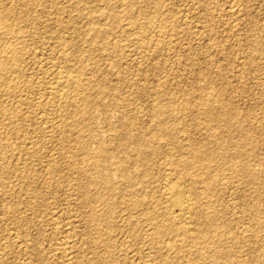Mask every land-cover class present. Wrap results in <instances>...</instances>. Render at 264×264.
Here are the masks:
<instances>
[{"label":"rangeland","instance_id":"1","mask_svg":"<svg viewBox=\"0 0 264 264\" xmlns=\"http://www.w3.org/2000/svg\"><path fill=\"white\" fill-rule=\"evenodd\" d=\"M105 2L0 0V13L6 12V22L24 41L20 65L12 79L20 91L9 94L2 90L4 83H0V264H261L264 0H112V8L116 12L120 9L122 16L118 22L102 14ZM126 3L135 15L141 14L138 8L142 5V13L153 15L161 10L163 25L156 30L160 36L154 32L144 40L136 35V24L125 12ZM93 26H103L105 32L94 33ZM121 32L130 34L123 37ZM59 33L68 40L67 53L62 50ZM6 42L0 27V53H5ZM54 61L74 65L79 78L87 80V93L79 91L71 96L80 103L88 94L93 101L88 111L77 105L65 109L58 99L46 93ZM39 92L42 99L36 96ZM18 94L22 101H18ZM38 98L45 103L46 111L26 101L38 102ZM158 103L164 106L162 113L154 109ZM158 130L165 134L157 133ZM129 132L151 137V143L143 150L159 144L162 151L141 154L133 148ZM96 138H102L112 149L109 169L104 171L114 172L113 181L120 190H107L102 182L91 179V157L82 143L87 141L94 153L98 146ZM168 164L173 167L169 174L164 169ZM123 167H130V181L122 176ZM167 176L182 182L185 193L198 195L200 202L197 199L199 203L188 222L195 229L191 234H207H203V239L207 237L203 243L207 249L222 241L227 246L221 244L234 249L231 250L235 259L219 256L214 261L211 254L204 259L189 249L187 243H193L192 236L186 245L179 246L187 238L181 232L155 235L152 219L147 217L144 207L148 204L151 208L159 202L166 206L163 190ZM212 177L216 184L211 193L205 192L206 182ZM135 196L145 197L148 203H135ZM207 209H212L216 217L210 230ZM92 212L97 214L96 219L91 218ZM159 253L168 254H160L161 257Z\"/></svg>","mask_w":264,"mask_h":264},{"label":"bare ground","instance_id":"2","mask_svg":"<svg viewBox=\"0 0 264 264\" xmlns=\"http://www.w3.org/2000/svg\"><path fill=\"white\" fill-rule=\"evenodd\" d=\"M106 2V4H105V9L103 10V13L102 14H104V17L105 16H111L112 18H113V21L112 22H114V21H117L118 22V19H119V13L118 12H120L119 10V8L118 7H116V8H118L119 10H118V12H116L113 8H112V6L114 5V3L112 2V0H105ZM129 1V0H128ZM143 1V0H142ZM20 2V1H19ZM35 2V1H34ZM40 2V1H39ZM117 2V1H116ZM118 2H119V0H118ZM131 2V1H130ZM45 3V2H44ZM36 4V3H35ZM78 4V3H77ZM131 4V3H130ZM116 6L117 5H119V4H115ZM132 5V4H131ZM26 6V5H25ZM46 6V5H45ZM55 6V5H54ZM57 6V5H56ZM58 7V6H57ZM73 7V6H72ZM122 7V6H121ZM141 7V6H140ZM142 7H143V5H142ZM141 7V8H142ZM154 7V6H153ZM56 8V7H55ZM103 8V7H102ZM115 8V7H114ZM141 8H138L139 10V12L141 13V14H139V15H135L134 13H133V11L131 10V8L129 7V4L128 3H126V6H125V12L127 13V15H128V17H129V20L131 21V22H133L134 24H136V29H137V31L135 30V34L137 35V34H139V36L140 37H142L141 39H143L144 38V40H145V38H149L150 36H152V34L154 33V32H156V30H159V27L161 26L162 27V23H163V21H162V19H163V16H161L160 14V12H161V10L159 11V9H157V11L156 12H154L155 14H153V12H152V14L153 15H151V14H147V13H145V12H141L140 11V9ZM146 8V7H145ZM156 8V7H155ZM168 8H170V7H168ZM18 10V9H17ZM22 10V9H21ZM72 10V9H71ZM79 10V9H78ZM81 10V9H80ZM102 10V9H101ZM144 10V9H143ZM42 11V10H41ZM148 11V10H147ZM168 11V10H167ZM23 12V11H22ZM72 12H74V11H72ZM79 12V11H78ZM81 12V11H80ZM79 12V13H80ZM151 12V11H150ZM149 12V13H150ZM59 13V12H58ZM82 13V12H81ZM80 13V14H81ZM94 13V12H93ZM126 13L125 14H123V16L124 15H126ZM136 13V12H135ZM23 14V13H22ZM73 14V13H72ZM101 14V15H102ZM121 14V13H120ZM235 14V13H234ZM75 15V14H74ZM87 15V14H86ZM85 15V16H86ZM90 15H91V11H90ZM122 15V14H121ZM162 17V19L160 18V16ZM165 15V14H164ZM5 16H6V12H4V13H0V27H2L3 29H4V34H5V38L7 39V42H6V44L4 45V52L5 53H0V83H4V86H3V91H7V93H9V92H12V93H14V94H16V93H18L19 91H20V89L21 88H19V86L15 83V82H12V79L14 78V73L15 72H17V70H18V66L20 65L19 64V62L21 61V58H22V54H21V44H22V42H24V41H22V38H21V34H19L18 32H16L15 30H13L12 29V27H11V25H9L7 22H6V20H5ZM32 16H34V15H32ZM68 16H69V14H68ZM71 16V15H70ZM97 16V15H96ZM159 16V17H158ZM236 16V15H235ZM26 17V16H25ZM90 17H92V16H90ZM120 17H122V16H120ZM82 18V17H81ZM167 20H169V17L167 16ZM237 18V17H236ZM19 19V18H18ZM34 19H36V18H34ZM73 19V18H72ZM72 19H71V21H72ZM97 19H98V17H97ZM101 19V18H100ZM121 19V18H120ZM123 19V18H122ZM128 19V18H127ZM9 20V19H8ZM25 20V19H24ZM61 20V19H60ZM33 21H36V20H33ZM124 21V20H123ZM122 21V22H123ZM162 21V22H161ZM65 22V21H64ZM78 22V21H77ZM95 22V21H94ZM121 22V23H122ZM171 22V21H170ZM55 23V22H54ZM26 24V23H25ZM120 24V23H119ZM165 24H167V23H165ZM3 25V26H2ZM45 25V24H44ZM110 25H111V23H110ZM115 25H116V23H115ZM121 25V24H120ZM122 25H123V23H122ZM169 25H170V23H169ZM56 26V25H55ZM60 26V25H59ZM63 26H65V24L63 25ZM84 26V25H83ZM104 26V25H103ZM103 26H93V30H94V33H97V34H100V33H102L103 31L105 32V30H104V28H103ZM112 26V25H111ZM126 27V26H125ZM135 27V26H134ZM167 27H169V26H167ZM40 28V27H39ZM65 28V27H64ZM68 28H70V27H68ZM127 28V27H126ZM125 28V29H126ZM166 28V27H165ZM77 29V28H76ZM114 29V28H113ZM170 29V28H169ZM211 29V28H210ZM49 30V29H48ZM55 30V29H54ZM62 30V29H61ZM118 30V29H117ZM127 30V29H126ZM163 30V29H162ZM173 30V29H172ZM75 31V30H74ZM87 31V30H86ZM120 31V30H119ZM55 32V31H54ZM71 32V31H70ZM69 32V33H70ZM138 32V33H137ZM50 33V32H49ZM61 33V32H60ZM60 33H59V38L61 39V42H62V44H63V52L64 53H67L66 52V50H67V47L68 46H66L67 45V43H68V40L67 39H65L64 37H63V34L62 35H60ZM122 34V36L124 35H126V34H128V33H123V32H121ZM162 33V32H161ZM130 34V33H129ZM132 34V33H131ZM156 34H158V36H160V34H159V32H156ZM103 35V34H102ZM133 35V34H132ZM154 35V34H153ZM162 35V34H161ZM164 35V34H163ZM123 36V37H124ZM198 36V35H197ZM202 36V35H201ZM23 37V36H22ZM128 37H130V35L128 36ZM136 37V36H135ZM154 37V36H153ZM152 37V38H153ZM166 37V36H165ZM134 38V37H133ZM139 37H137V39H138ZM151 38V37H150ZM114 39V38H113ZM132 39V38H131ZM170 39V38H169ZM74 40V39H73ZM135 39H133L132 41H134ZM148 40V39H147ZM164 40V39H163ZM125 41V40H124ZM141 41V40H140ZM155 41V40H154ZM158 42H159V40H157ZM161 41V40H160ZM130 43V42H129ZM151 43H153V42H151ZM155 43H156V41H155ZM155 43H154V47H156L155 46ZM160 43V42H159ZM1 44V43H0ZM34 44V43H33ZM23 45V44H22ZM134 45V44H133ZM142 45V44H141ZM151 45V44H150ZM156 45H158V44H156ZM149 46V45H148ZM58 47V46H57ZM136 47V46H135ZM145 47V46H144ZM147 47V46H146ZM145 47V48H146ZM150 47H152V46H150ZM158 47V46H157ZM62 48V47H61ZM142 48V47H141ZM153 48V47H152ZM44 49V48H43ZM148 49H150V48H148ZM147 49V50H148ZM41 50V49H40ZM60 50V49H59ZM116 50V49H115ZM120 50V49H119ZM153 50V49H152ZM151 50V51H152ZM154 50H156L155 48H154ZM158 50V49H157ZM62 52V53H63ZM69 52V51H68ZM70 53V52H69ZM158 53V52H157ZM160 53V52H159ZM149 54V53H148ZM59 55H60V53H59ZM65 55V54H64ZM73 55V54H72ZM135 55V54H134ZM61 56V55H60ZM70 56V55H69ZM65 57V56H64ZM35 58H36V56H35ZM67 58H69V57H67ZM71 58V57H70ZM89 58V57H88ZM251 58V57H250ZM110 59V58H109ZM114 58H112V60H113ZM67 61H69L68 59H67ZM77 61V60H76ZM97 61V60H96ZM57 62V61H56ZM66 62V61H65ZM70 62V61H69ZM80 62V61H79ZM95 62V61H94ZM46 63V62H45ZM72 63V62H71ZM78 63V62H77ZM250 63V62H249ZM65 64V63H64ZM56 64L55 63V61H54V65L49 69V72H50V74H51V77H52V79H51V77H50V83H49V89L47 88V87H45V88H47L48 89V91L46 92L45 90H43V91H45L46 93H48V94H50L51 96H54L55 97V99H58V102H61V105L63 106L64 105V107H65V109H66V107H70V106H78L80 109H82V110H86V111H88L89 109H90V107L92 106V104H93V101H92V99H91V97L87 94H85L84 95V99H83V101L82 102H80V103H78V102H75V100L72 98V96H71V93H74V92H79V91H81V92H83V93H87V90H89V89H87L88 88V83L84 80H82V79H80L79 78V73H77L78 71H77V69L74 67V65H72V64ZM81 64V63H80ZM48 65V64H47ZM46 65V66H47ZM97 65V64H96ZM25 66V65H24ZM77 66V65H76ZM80 66V65H79ZM250 66V65H249ZM45 67V66H44ZM50 67V66H49ZM48 67V68H49ZM100 67V66H99ZM109 67V66H108ZM43 68V67H42ZM76 70H75V69ZM79 68H81V67H79ZM47 68H45V70H46ZM117 69V68H116ZM45 70H43V71H45ZM74 70L75 71H77V72H74ZM79 70V69H78ZM82 70H83V67H82ZM46 71H48V69L46 70ZM45 71V72H46ZM80 71V70H79ZM91 71V70H90ZM41 72V71H40ZM103 72V71H102ZM43 73V72H42ZM81 73V72H80ZM86 73V72H85ZM112 73V72H111ZM39 74H41V73H39ZM44 74V73H43ZM49 74V75H50ZM82 74V73H81ZM80 74V75H81ZM102 74V73H101ZM110 74V73H109ZM30 75V74H29ZM42 75V74H41ZM41 75H39L40 77H41ZM31 76V75H30ZM128 76V75H127ZM32 77V76H31ZM34 77V76H33ZM38 76H36V78H37ZM39 77V78H40ZM43 77H45V76H43ZM47 77V76H46ZM126 77V76H125ZM128 78V77H127ZM26 79H28V78H26ZM38 79V78H37ZM43 79V78H42ZM47 78H45V80H46ZM86 79V78H85ZM36 80V79H35ZM49 80V79H48ZM110 80V79H109ZM26 81V80H25ZM42 81V80H41ZM116 81V80H115ZM37 82H40V80L39 81H37ZM89 82V81H88ZM132 82V81H131ZM24 83H26V82H24ZM43 83V82H42ZM127 83V82H126ZM23 84V83H22ZM46 84H48V82H46ZM31 85V84H30ZM43 85V84H42ZM103 85V84H102ZM165 85V84H164ZM48 86V85H47ZM101 86V85H100ZM167 86V85H166ZM21 87V86H20ZM102 89H103V87H101ZM44 89V88H43ZM24 90V89H23ZM30 91V90H29ZM24 92V91H23ZM6 93V92H5ZM82 93V94H83ZM89 94H90V92H88ZM10 94V93H9ZM30 94V93H29ZM38 94H41L40 92L39 93H37V95L36 96H39ZM45 93H43V95H44ZM48 94H47V96H48ZM21 95V94H20ZM25 95H27L26 93H25ZM49 95V96H50ZM75 95V94H74ZM80 95V94H79ZM16 96V95H15ZM18 96H19V94H18ZM18 96H16V98L18 97ZM41 96V95H40ZM39 96V97H40ZM46 96V95H45ZM44 96V97H45ZM47 96L45 97V100L47 99ZM81 96V95H80ZM79 96V97H80ZM83 96V95H82ZM112 96V95H111ZM20 97L21 96H19V99H18V101L19 100H21L22 101V99H20ZM22 97H24V96H22ZM31 97H33V96H31ZM30 97V98H31ZM75 97H76V95H75ZM15 98V99H16ZM25 98H27L26 96H25ZM29 98V97H28ZM27 98V99H28ZM41 98V97H40ZM40 98H38V99H40ZM95 98V97H94ZM33 100H35L34 98H32ZM32 99H30V100H26L27 101V103H31L32 105H34V104H36L35 105V107H37V109L38 108H44V105L43 104H45V103H43V100H38V102L37 101H35V102H33L32 101ZM75 99H77V98H75ZM81 99V100H82ZM17 100V99H16ZM49 100V99H48ZM60 100V101H59ZM78 100V99H77ZM79 100H80V98H79ZM47 101V100H46ZM57 101V100H56ZM56 101H54V103L56 102ZM174 101V100H173ZM189 101V100H188ZM228 101V100H227ZM0 102H2V101H0ZM33 102V103H32ZM18 103H20V102H18ZM22 103V102H21ZM20 103V104H21ZM24 103L26 104V105H28L25 101H24ZM53 103V105L55 106V104ZM172 103V102H171ZM12 104V103H11ZM49 104H50V102H49ZM58 104V103H57ZM56 104V105H57ZM30 105V104H29ZM28 105V106H29ZM180 105V104H179ZM15 106H16V103H15ZM47 106V105H46ZM171 106V105H170ZM14 107V106H13ZM27 107V106H26ZM31 107V106H30ZM57 107V106H56ZM56 107H54V108H56ZM12 108V107H11ZM31 108H33V107H31ZM30 108V109H31ZM59 107H57V109H58ZM3 109H4V107H3ZM25 109V108H24ZM27 109H29L28 107H27ZM45 109V108H44ZM60 109V108H59ZM58 109V110H59ZM76 109H77V107H76ZM154 109H155V111L157 112V113H162V111L164 110V106H163V104H156L155 106H154ZM36 109H34L33 111H35ZM47 109H45V111H46ZM50 110V109H49ZM54 110V109H53ZM73 110V109H72ZM5 111V110H4ZM12 111H14L13 109H12ZM36 111H38V110H36ZM42 111H44V110H42ZM41 111V112H42ZM68 111V110H67ZM48 112V111H47ZM59 112H61V111H59ZM13 112H11V114H12ZM34 113V112H33ZM55 113H57L56 111H55ZM64 113V112H63ZM8 114V113H7ZM14 115H15V111H14V113H13ZM26 114V113H25ZM62 114V113H61ZM4 115V114H3ZM22 115V114H21ZM16 116V115H15ZM29 116V115H28ZM49 116V115H48ZM60 116V115H59ZM31 117H32V115H31ZM61 117V116H60ZM62 117H63V114H62ZM136 118V117H135ZM28 119V118H27ZM37 119V118H36ZM30 120V119H29ZM45 120V119H44ZM58 120V119H57ZM65 120V119H64ZM9 121H10V118H9ZM22 121V120H21ZM36 121V120H35ZM49 121V120H48ZM60 121H61V119H60ZM62 121H63V118H62ZM69 121V120H68ZM67 121V122H68ZM22 122H24V121H22ZM32 122V121H31ZM46 122V121H45ZM53 123L54 122H56V121H52ZM47 123V122H46ZM57 123V122H56ZM70 123V122H69ZM34 124V123H33ZM36 124V123H35ZM51 124V123H50ZM59 124H62V123H59ZM68 124V123H67ZM127 124V123H126ZM13 125V124H12ZM48 125V124H47ZM87 125V124H86ZM46 126V125H45ZM51 126V125H50ZM62 126V125H61ZM15 127V126H14ZM49 127V126H48ZM57 127H58V124H57ZM60 127V126H59ZM87 127H88V125H87ZM90 127V126H89ZM209 127V126H208ZM7 128V127H6ZM23 128V127H22ZM41 128H43V127H41ZM62 128V127H61ZM24 129V128H23ZM54 129V128H53ZM56 129H58V128H56ZM88 129V128H87ZM64 130H66V129H64ZM50 131V130H49ZM56 131V130H55ZM91 131V130H90ZM145 131V130H144ZM158 131H160V130H158ZM157 131V133H159V134H165L163 131H160V132H158ZM14 132V131H13ZM188 132V131H187ZM39 133V132H38ZM63 133H64V131H63ZM20 134V133H19ZM60 134V133H59ZM75 134V133H74ZM155 135H156V133H154ZM120 135V134H119ZM118 135V136H119ZM52 136H53V133H52ZM97 136V135H96ZM127 136L131 139V141L133 142V148L134 149H136L137 151H139L141 154H145V153H148V152H161L162 151V146L161 145H159V144H157V145H155L154 144V146H153V148L151 149V150H147V151H145V150H143V147H145L146 148V146L149 144V143H151V137L150 138H148V137H146V136H143V135H141L140 133H138V132H129L128 134H127ZM157 136H159L158 134H157ZM156 136V137H157ZM162 136V135H161ZM22 137H24V136H22ZM29 137V136H28ZM41 137V136H40ZM51 137V136H50ZM99 137V136H98ZM117 137V136H116ZM92 138V137H91ZM21 139V138H20ZM76 139H78V138H76ZM81 138L79 137V139L78 140H80ZM87 139V138H86ZM97 139V141H98V146H97V149H96V151L93 153L92 152V150L88 147V145H87V141H83V146L86 148V153H87V155L89 156V157H91V165L93 166V169L91 170V179L93 180V181H96V182H102L103 184H104V187L107 189V190H111V189H114V188H118L119 190H120V187H119V185H115V183H114V181H113V177H114V172L113 171H111V169L110 170H107L106 172L104 171L105 169H109L108 167V159L111 157V151L110 150H112V149H110L109 148V146L106 144V142L102 139V138H96ZM207 139V138H206ZM50 140H52V139H50ZM24 141V140H23ZM63 141V140H62ZM92 141V140H91ZM119 141V140H118ZM155 141V140H154ZM75 142V141H74ZM79 142V141H78ZM2 143V142H1ZM22 143V142H21ZM33 143V142H32ZM50 143H51V141H50ZM54 143V142H53ZM25 144V143H24ZM77 144V143H76ZM80 144V143H79ZM82 144H81V146H82ZM61 145V144H60ZM60 145H58V146H60ZM69 145V144H68ZM67 145V146H68ZM43 146V145H42ZM52 146V145H51ZM66 147V146H65ZM210 148V147H209ZM56 152V151H55ZM237 152V151H236ZM204 153V152H203ZM37 154V153H36ZM80 154V153H79ZM140 154V155H141ZM11 155V154H10ZM33 155V154H32ZM31 155V156H32ZM73 155V154H72ZM139 155V157H141ZM30 156V157H31ZM34 156V155H33ZM180 156V155H179ZM202 156V155H201ZM44 157V156H43ZM53 157V156H52ZM69 158H70V156H68ZM74 157V156H73ZM37 158V157H36ZM197 158H199V157H197ZM201 158V157H200ZM210 159L212 158V156H210L209 157ZM27 159V158H26ZM29 159V158H28ZM202 159V158H201ZM205 159V158H204ZM207 159V158H206ZM209 159V160H210ZM36 160V159H35ZM73 160V159H72ZM170 160V159H169ZM42 161V160H41ZM76 161V160H75ZM79 161V160H78ZM7 162V161H6ZM14 162V161H13ZM33 162V161H32ZM53 162V161H52ZM169 162V161H168ZM125 162L123 161L122 162V164H124ZM175 163V162H174ZM19 164V163H18ZM24 164V163H23ZM51 164V163H50ZM165 164H167V163H165ZM192 164V163H191ZM25 165H27V164H25ZM52 165V164H51ZM71 165H73V164H71ZM185 165V164H184ZM49 166V165H48ZM24 167V166H23ZM22 167V168H23ZM31 167H32V165H31ZM53 167V166H52ZM55 168V167H54ZM59 168V167H58ZM172 165L171 164H168V165H166L165 167H164V169H165V171H166V173L167 174H169V173H172L171 171H173L172 170ZM30 169V168H29ZM11 170V169H10ZM9 170V171H10ZM23 170V169H22ZM90 170V169H89ZM211 170V169H210ZM12 171V170H11ZM44 171V170H43ZM50 171V170H49ZM164 171V172H165ZM202 171V170H201ZM4 172V171H3ZM76 172V171H75ZM50 173V172H49ZM54 173V172H53ZM73 173V172H72ZM185 173V172H184ZM21 174V173H20ZM57 174V173H56ZM80 174V173H79ZM181 174V173H180ZM190 174V173H189ZM199 175H201L200 173H198ZM31 175V174H30ZM37 175V174H36ZM72 175V174H71ZM83 175V174H82ZM122 176L127 180V181H130L131 180V178H133V173H132V171H131V169H130V167H123V170H122ZM181 176V175H180ZM196 176V175H195ZM18 177V176H17ZM170 176H167L166 177V181H165V183H164V190H163V195H164V198H165V201H163V202H166L167 204H166V206H164L163 204H161L160 202H159V204H157V205H155L154 207L152 206L151 208H150V206H147L148 204V201H147V203H146V201H145V197H141V196H135L134 198H135V203L137 202L138 204L139 203H141L142 205H146V207H144V211H146V215H147V217L148 218H151L152 219V221H150L152 224H151V229H152V231L155 233V235L156 236H163V235H165V234H169V235H171L172 236V234H174V233H176V232H181L182 234H184V236H186L187 238H183V241H182V245H179V246H184V245H186V240H189L188 238H190V236H192L193 237V239H194V241H193V243H190V244H188L187 243V245H189L190 246V250H191V252L192 251H194L195 253H198L199 254V256L200 257H203L204 258V256L205 255H207V254H211L212 255V258L211 259H213L214 261L217 259V257H219V256H227V257H233L232 255L234 254L233 253V251L232 250H234V249H232V248H230L229 246L228 247H226L227 245L225 244V243H223L222 241H221V243H223V244H225V245H223V244H221L220 243V241H216L218 244H215L216 242H215V238H212L213 240L212 241H214L215 243V245L213 246V248L211 249L210 247V249H207L206 247H205V245H203V243L206 241L205 239L207 238H205V239H203L204 237H203V234L201 235V234H199V235H192L191 233H193L192 231L193 230H195L194 229V226H190V224H188V222L190 223V216H191V212H193L192 210H194V208H195V206L200 202V200L197 198L198 197V195L196 196H193L192 195V193H191V195L190 194H188V191L185 193V191H184V188H186L185 186H184V184H182V182H180V181H175V180H172V179H170L169 178ZM191 177V176H190ZM194 177V176H193ZM199 177V176H198ZM215 177V176H214ZM197 178V177H196ZM195 178V179H196ZM216 178V177H215ZM215 178H211L210 180H208L207 182H206V186H205V192H210L212 189H211V187L213 186V185H215L216 184V180H215ZM181 179H182V176H181ZM194 179V178H193ZM199 179H201V178H199ZM207 179V178H206ZM89 180H90V178H89ZM187 180V179H186ZM192 180V179H191ZM197 180V179H196ZM195 180V181H196ZM185 181V180H184ZM194 181V180H193ZM194 181V182H195ZM203 181V180H202ZM204 181H206V180H204ZM188 182V181H187ZM31 183V182H30ZM45 183V182H44ZM58 183V182H57ZM191 184H192V182H190ZM235 183V182H234ZM33 184V183H32ZM87 184H88V182H87ZM198 184V183H197ZM84 185V184H83ZM90 184H88V186H89ZM255 185V184H254ZM26 186V185H25ZM30 186V185H29ZM40 186V185H39ZM55 186V185H54ZM74 186V185H73ZM184 186V187H183ZM189 187H190V185H188ZM188 186H187V188H188ZM24 187V186H23ZM27 187V186H26ZM37 187V186H36ZM146 187V186H145ZM192 187H195L194 186V184L192 185ZM191 187V188H192ZM49 188V187H48ZM53 188V187H52ZM233 188V187H232ZM197 189H199V188H197ZM211 189V190H210ZM230 189V188H229ZM42 190V189H41ZM188 190H189V188H188ZM200 190V189H199ZM202 190V189H201ZM200 190V191H201ZM26 191V190H25ZM31 191H32V189H31ZM40 191V190H39ZM45 191V190H44ZM52 191V190H51ZM192 191V189L190 190V192ZM34 192V191H33ZM189 192V193H190ZM195 192V191H194ZM204 192V193H205ZM32 193V192H31ZM134 193V192H133ZM151 193V192H150ZM211 193V192H210ZM209 193V194H210ZM104 194V193H103ZM130 194H132V193H130ZM79 195V194H78ZM207 196H208V194H207ZM48 197V196H47ZM51 197V196H50ZM56 197V196H55ZM150 197V196H149ZM200 197V196H199ZM219 197V196H218ZM205 198V197H204ZM23 199V198H22ZM33 199V198H32ZM35 199V198H34ZM39 199V198H38ZM197 199H198V203H197ZM206 201V200H205ZM78 203V202H77ZM126 203V202H125ZM134 203V204H135ZM154 203V202H153ZM158 203V202H157ZM46 204V203H45ZM131 204V203H130ZM33 205V204H32ZM55 205V204H54ZM141 205V206H142ZM200 205V204H199ZM34 206V205H33ZM126 206V205H125ZM29 207V206H28ZM31 207V206H30ZM198 207V206H197ZM201 207V206H200ZM205 207V206H204ZM68 208V207H67ZM143 208V207H142ZM210 208V207H209ZM64 209V208H63ZM75 209V208H74ZM109 209V208H108ZM197 209V208H196ZM69 210H70V208H69ZM118 210V209H117ZM198 210V209H197ZM196 210V211H197ZM212 210V209H211ZM211 210H209V209H207L205 212H207V216H208V220H206V221H208L209 222V226H208V228H209V230L211 229L210 227L212 226V225H215V223H216V217H215V213L214 212H212ZM16 211H17V209H16ZM21 211V210H20ZM31 211V210H30ZM53 211V210H52ZM195 211V212H196ZM203 211H204V209H203ZM140 212V211H139ZM203 213V212H202ZM65 214H66V212H65ZM193 214V213H192ZM52 215V214H51ZM145 215V214H144ZM145 215V216H146ZM205 215V214H204ZM38 216V215H37ZM56 216V215H55ZM59 216V215H58ZM71 216H72V214H71ZM85 216V215H84ZM92 217V219H96L97 218V214H95V212L93 213L92 212V215H91ZM128 216V215H127ZM129 216H131V215H129ZM144 216V217H145ZM198 216H200L199 214H198ZM206 216V215H205ZM60 217V216H59ZM136 217V216H135ZM147 217H145V219L147 218ZM192 217V216H191ZM194 217V216H193ZM196 217V216H195ZM201 217V216H200ZM55 218H57V217H55ZM73 218V217H72ZM63 219V218H62ZM71 219V218H70ZM69 219V220H70ZM150 219V220H151ZM202 219V218H201ZM50 220H51V218H50ZM59 220V219H58ZM75 220V219H74ZM148 220V219H147ZM196 220H197V218H196ZM230 220V219H229ZM87 221V220H86ZM69 222V221H68ZM76 222H78V221H76ZM126 222V221H125ZM124 222V223H125ZM135 222V221H134ZM148 222V221H147ZM207 222V223H208ZM191 223H193V222H191ZM194 223H195V221H194ZM201 224V223H200ZM72 225V224H71ZM130 225V224H129ZM135 225V224H134ZM148 225V224H147ZM194 225V224H193ZM198 225V224H197ZM128 226V225H127ZM142 226V225H141ZM149 226V225H148ZM251 226V225H250ZM58 227V226H57ZM67 227V226H66ZM123 227V226H122ZM136 227V226H135ZM134 227V228H135ZM58 228H60V227H58ZM65 228V227H64ZM64 228H63V230H64ZM145 228V227H144ZM212 228H213V226H212ZM56 229V228H55ZM70 229V228H69ZM150 229V228H149ZM17 230V229H16ZM60 230H61V228H60ZM126 230V229H125ZM133 230V229H132ZM197 230V229H196ZM21 231V230H20ZM25 230H23V232H24ZM67 231V230H66ZM88 231V230H87ZM26 232V231H25ZM56 232V231H55ZM59 232V231H58ZM65 232V231H64ZM174 232V233H173ZM66 233V232H65ZM135 233V232H134ZM152 233V232H151ZM68 234V233H67ZM87 234V233H86ZM141 234H142V232H141ZM149 234V233H148ZM177 234V233H176ZM180 234V233H179ZM219 234V233H218ZM129 235V234H128ZM154 235V236H155ZM169 235H168V238H169ZM207 234H204V236H206ZM210 235V234H209ZM216 235V234H215ZM70 236V235H69ZM74 236V235H73ZM87 236V235H86ZM151 236V235H150ZM153 236V235H152ZM155 236V237H156ZM183 236V237H184ZM82 237V236H81ZM175 237V236H174ZM178 237V236H177ZM218 237H221L220 235L218 236ZM217 237V238H218ZM24 238V237H23ZM69 238V237H68ZM152 238V237H151ZM181 238V237H180ZM209 238H211V237H209ZM222 238V237H221ZM221 238H219V239H221ZM26 239V238H25ZM74 239V238H73ZM78 239V238H77ZM83 239V238H82ZM93 239V238H92ZM150 239V238H149ZM153 239H154V237H153ZM158 239V238H157ZM174 239V238H173ZM172 239V240H173ZM192 239V238H191ZM192 239V240H193ZM215 239V240H214ZM30 240V239H29ZM67 240V239H66ZM152 240V239H151ZM166 240H167V238H166ZM222 240V239H221ZM7 241V240H6ZM17 241V240H16ZM20 241V240H19ZM156 241V240H155ZM165 241V240H164ZM167 241H169V240H167ZM171 241V240H170ZM177 241V240H176ZM224 241V240H223ZM9 242V241H8ZM14 242V241H13ZM146 242V241H145ZM149 242V241H148ZM160 242V241H159ZM175 242V241H174ZM173 242V243H174ZM19 243V242H18ZM79 243V242H78ZM86 243V242H85ZM15 244V243H14ZM28 244V243H27ZM149 244V243H148ZM165 244V243H164ZM177 244V243H176ZM211 244V243H210ZM166 245H169V244H166ZM172 245V244H171ZM206 245H208V243L206 244ZM244 245V244H243ZM8 246V245H7ZM24 246V245H23ZM153 246V245H152ZM155 246V245H154ZM160 246H161V244H160ZM29 247V246H28ZM59 247V246H58ZM169 247H172V246H169ZM186 247V246H185ZM6 248V247H5ZM67 248V247H66ZM157 248V247H156ZM155 247H154V249H156ZM27 249V248H26ZM72 249V248H71ZM129 249V248H128ZM153 249V250H154ZM232 249V250H231ZM9 250V249H8ZM83 250V249H82ZM137 250V249H136ZM160 250V249H159ZM65 251H66V249H65ZM149 251V250H148ZM158 251V250H157ZM168 251V250H167ZM61 252V251H60ZM69 252V249H68V251H67V253ZM70 252L72 253V251L70 250ZM126 252V251H125ZM131 252V251H130ZM132 252H134V251H132ZM165 252V251H164ZM188 252H190V251H188ZM187 252V253H188ZM28 253V252H27ZM36 253V252H35ZM76 253H77V251H76ZM82 253V252H81ZM90 253V252H89ZM128 253V252H127ZM153 253V252H152ZM163 253V252H162ZM162 253H159V255L161 254L162 255ZM4 254V253H3ZM62 254V253H61ZM73 254V253H72ZM87 254V253H86ZM92 254V253H91ZM115 254V253H114ZM165 254H168V253H165ZM164 254V255H165ZM170 254V253H169ZM5 255V254H4ZM7 255V254H6ZM24 255V254H23ZM148 255V254H147ZM160 255V256H161ZM164 255H162V256H164ZM189 255V254H188ZM70 256V255H69ZM78 256V255H77ZM81 256V255H80ZM128 256V255H127ZM161 256V257H162ZM191 256H193L192 254H191ZM32 257V256H31ZM68 257V256H67ZM82 257V256H81ZM96 257V256H95ZM98 257V256H97ZM170 257V256H169ZM169 257L167 256V257H165L166 258V260H168L169 261ZM181 257V256H180ZM186 257H187V255H186ZM194 257V256H193ZM196 257V256H195ZM226 257V258H227ZM24 258V257H23ZM40 258V257H39ZM71 258V257H70ZM80 258V257H79ZM164 258V257H163ZM198 258V257H197ZM230 258V259H231ZM234 259H235V257H233ZM2 259V258H1ZM100 259V258H99ZM180 259V258H179ZM205 259V258H204ZM26 261H27V258L25 259ZM67 260V259H66ZM69 260V259H68ZM71 260V259H70ZM78 260V259H77ZM171 260V259H170ZM185 260V259H184ZM187 260V259H186ZM201 260H202V258H201ZM263 260V259H262ZM32 261V260H31ZM165 261V260H164ZM167 261V262H168ZM190 261V260H189ZM198 261V260H197ZM213 261V262H214ZM74 262V261H73ZM77 262V261H76ZM75 262V263H76ZM93 262H94V260H93ZM99 262H100V260H99ZM149 262V261H148ZM154 262V261H153ZM171 262V261H170ZM81 263V262H80ZM96 263V262H95ZM146 263V262H145ZM163 263V262H162ZM197 263V262H196ZM215 263V262H214ZM72 264V263H71ZM91 264V263H90ZM97 264V263H96ZM102 264V263H101ZM149 264V263H148ZM151 264V263H150ZM154 264V263H153ZM156 264V263H155ZM257 264H259V262H257ZM261 264H264V262H262Z\"/></svg>","mask_w":264,"mask_h":264}]
</instances>
